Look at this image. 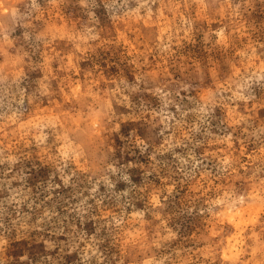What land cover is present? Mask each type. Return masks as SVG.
Returning <instances> with one entry per match:
<instances>
[{
    "label": "rangeland",
    "instance_id": "1",
    "mask_svg": "<svg viewBox=\"0 0 264 264\" xmlns=\"http://www.w3.org/2000/svg\"><path fill=\"white\" fill-rule=\"evenodd\" d=\"M0 264H264V0H0Z\"/></svg>",
    "mask_w": 264,
    "mask_h": 264
}]
</instances>
